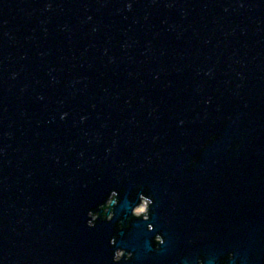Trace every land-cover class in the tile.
Wrapping results in <instances>:
<instances>
[{
  "label": "water",
  "instance_id": "obj_1",
  "mask_svg": "<svg viewBox=\"0 0 264 264\" xmlns=\"http://www.w3.org/2000/svg\"><path fill=\"white\" fill-rule=\"evenodd\" d=\"M117 248L264 264V0H0V264Z\"/></svg>",
  "mask_w": 264,
  "mask_h": 264
},
{
  "label": "clouds",
  "instance_id": "obj_2",
  "mask_svg": "<svg viewBox=\"0 0 264 264\" xmlns=\"http://www.w3.org/2000/svg\"><path fill=\"white\" fill-rule=\"evenodd\" d=\"M119 193L115 190L111 191L109 194L106 202L99 206L98 211H89L88 212V221L87 226L88 227H94L95 221L98 218H103L106 221H111L115 215L113 211V206L117 204V198ZM139 202L135 204V206L131 209V216L135 217L137 219H142L144 221H148L150 218V208L153 204V200L149 198L148 196L144 194H140ZM120 226L123 227V222H120ZM149 231L153 230V226L151 224L148 225ZM154 242L156 245H162L164 243V239L161 235H156L154 238ZM112 243H115L113 240ZM132 253L125 251L123 248H117L113 255V264H120L122 260H128L131 259ZM199 264H203V261H200Z\"/></svg>",
  "mask_w": 264,
  "mask_h": 264
}]
</instances>
